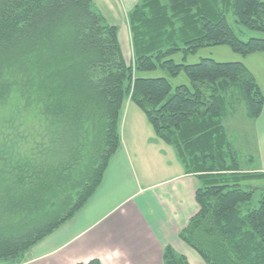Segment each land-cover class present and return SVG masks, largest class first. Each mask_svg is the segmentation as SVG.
I'll return each instance as SVG.
<instances>
[{"label": "trees", "instance_id": "trees-1", "mask_svg": "<svg viewBox=\"0 0 264 264\" xmlns=\"http://www.w3.org/2000/svg\"><path fill=\"white\" fill-rule=\"evenodd\" d=\"M230 11L264 34L261 0H138L126 14V62L117 26L91 0H0V264H20L95 193L120 148L127 101L197 179L198 210L179 239L204 264H264V187L244 184L264 173L239 166L228 118L243 102L252 122L264 94L241 62L185 63L207 46L264 52V37L234 33ZM156 70L183 72L188 84L141 76ZM256 189L258 206L243 210ZM162 257L190 264L169 245Z\"/></svg>", "mask_w": 264, "mask_h": 264}, {"label": "crops", "instance_id": "crops-1", "mask_svg": "<svg viewBox=\"0 0 264 264\" xmlns=\"http://www.w3.org/2000/svg\"><path fill=\"white\" fill-rule=\"evenodd\" d=\"M91 1L117 26L125 58L126 14L138 0ZM124 109L120 148L95 193L75 216L30 248L20 264H77L93 258L100 264H163L166 245L190 264L202 263L178 237L198 210L197 179L184 172L173 149L155 137L132 102ZM249 127L256 170L264 173V105Z\"/></svg>", "mask_w": 264, "mask_h": 264}, {"label": "rangeland", "instance_id": "rangeland-1", "mask_svg": "<svg viewBox=\"0 0 264 264\" xmlns=\"http://www.w3.org/2000/svg\"><path fill=\"white\" fill-rule=\"evenodd\" d=\"M264 2V0H261ZM227 21L229 22L231 28L233 29L234 33L241 39L246 40L250 37H264V34L262 32L258 31H252L244 28L240 24L236 23L234 20V15L230 11L226 14ZM127 24V22H126ZM127 54H125V61L130 62L132 60V51H131V45H130V38L127 42ZM124 47V46H123ZM125 52V50H124ZM126 53V52H125ZM181 54L175 53L172 58L175 62L179 63L181 62ZM201 58H211L217 62H241L245 65V67L248 69V71L253 76L254 80L260 87L261 91L264 94V52H253L249 53L245 56L239 55L237 53H234L228 46L226 45H215V46H207L202 47L197 50V52L193 55H189L187 59L185 60V63H194L199 61ZM142 77H168L171 85L173 87L181 84H188V80L183 72L179 73L176 77H169L166 73L160 72L158 70L151 71V72H144L141 74ZM239 105L236 108V112H234L236 115H233L230 118V115H228L229 120L233 121L235 125L237 124V128H234L232 130V137L231 141L233 142V146L237 149V158L240 163V167L247 169H257L258 167V161L256 156H254V147L252 143V136L251 131H249L248 126H250V122L247 121L245 118L246 116V106L243 102H238ZM124 112L123 110L122 116H121V123H120V135L123 130V122H124ZM231 113V112H229ZM233 113V114H234ZM241 120H245L246 126H244L241 122ZM248 125V126H247ZM253 158V160L250 162L249 159ZM244 184L252 186V187H264V176L258 177V178H252L248 179L244 182ZM260 197V191L254 190L251 201L243 206V210H246L247 208H254L258 206V199ZM201 264H204L203 261H201Z\"/></svg>", "mask_w": 264, "mask_h": 264}]
</instances>
